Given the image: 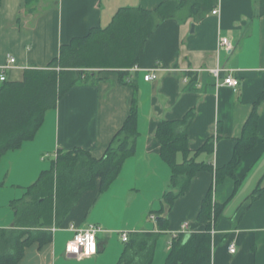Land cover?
Listing matches in <instances>:
<instances>
[{
  "label": "crops",
  "instance_id": "0c3cea01",
  "mask_svg": "<svg viewBox=\"0 0 264 264\" xmlns=\"http://www.w3.org/2000/svg\"><path fill=\"white\" fill-rule=\"evenodd\" d=\"M163 1L35 0L29 5L26 0H2L0 75L10 55L16 62L6 69L7 80H20L27 68L47 67L59 57L62 45L93 28L108 27L119 9H154ZM223 37L232 41L231 51L219 46ZM214 68L222 69L220 78L212 73ZM89 70L96 78L69 89L46 112L35 137L1 158L0 264H123V232L129 238L160 232L152 264H165L172 238L184 223L188 233L205 229L198 215L211 188L214 201L223 205L211 230L212 264H264V193L240 211L257 188H264V102L258 101L264 90V14L259 0H217L209 10L184 8L177 17L161 21L125 81L115 69ZM149 72L157 78L145 80ZM228 75L240 85L223 84ZM135 88L136 152L124 160L118 176L105 190L98 178L59 221L41 218L38 226H26L19 212L34 202L31 186L54 167L61 151L82 148L103 158L130 114ZM255 107L256 136L250 138L245 128ZM161 121L176 122L177 133L188 135L187 149L174 154L179 164L213 167L199 169L171 205L165 193L178 189L171 185L173 169L156 135ZM251 140L233 174L218 180L217 169L231 162L240 142ZM160 210L168 219L165 231L158 226ZM91 224L99 227L98 253L89 258L67 254V242L75 233L70 226ZM31 233L35 237L22 256L5 261ZM232 242L235 253L229 251Z\"/></svg>",
  "mask_w": 264,
  "mask_h": 264
},
{
  "label": "trees",
  "instance_id": "16d2710c",
  "mask_svg": "<svg viewBox=\"0 0 264 264\" xmlns=\"http://www.w3.org/2000/svg\"><path fill=\"white\" fill-rule=\"evenodd\" d=\"M216 1L165 0L154 9L123 7L108 27L93 28L87 36L62 45L59 57L54 58L47 67L27 68L20 80L1 81L0 161L6 152L20 148L24 141L35 137L46 112L55 107L69 89L96 78L89 68L115 69L121 80L125 81L129 69L138 63L147 40L161 21L177 17L184 8H189L194 13L209 10L216 5ZM1 2L2 0L0 4ZM34 2L35 0H26L29 5ZM259 2L260 13L264 14V0ZM136 90L135 88L130 114L103 158L96 159L89 150L82 148L61 151L54 167L43 172L31 186L34 202L24 206L19 212L26 226H38L41 218L47 223L54 219L59 221L85 191L95 186L98 178L101 179L102 190H105L118 176L124 160L136 152V139L139 135ZM258 101L264 102V90ZM257 118L255 107L245 128L246 137L256 136ZM175 126L176 122L161 121L156 132L162 145V155L173 169L171 185L178 189V192L169 190L165 193V201L170 205L188 189L199 169H213L205 163L179 164L176 161L174 154L178 150L187 149L188 135L177 133ZM253 140L249 144L243 141L237 145L231 162L223 169H217L218 180L227 174H233L240 162L241 152L251 147ZM263 193L264 188H257L240 211ZM222 210L223 205L214 201L211 188L198 215V221L205 225V229L199 232H179L172 240L165 264H212L211 230L216 227ZM162 212L160 210L157 221L160 231H165L168 219ZM159 236L160 232L133 234L127 241L123 264H152ZM34 237L31 233L21 240L17 253L8 256L5 261H17L22 256L24 247Z\"/></svg>",
  "mask_w": 264,
  "mask_h": 264
},
{
  "label": "built area",
  "instance_id": "2783aa9c",
  "mask_svg": "<svg viewBox=\"0 0 264 264\" xmlns=\"http://www.w3.org/2000/svg\"><path fill=\"white\" fill-rule=\"evenodd\" d=\"M218 12H219L218 8L213 10L214 14H217ZM219 46L223 49L228 50V51H231L233 49V43L228 37L221 38L219 41ZM15 62H16V58L13 55H10L8 57V62L2 67V72L0 75L1 81H5L7 79L6 69L10 68L11 65H14ZM212 73L214 74V76L216 78H220L221 73H222V69L221 68H214V69H212ZM156 78H157V74L154 72H149L145 75V80H147V81L154 80ZM222 83L227 84V85L232 86V87H238L240 85V80L233 75H228L227 77H225L223 79ZM151 218L156 220L155 215H152ZM187 226H188V224L184 223L182 225L181 231H179V232H187L186 231ZM70 228L72 230H74L75 233H74V236L67 242V245H66L67 254L76 256L77 258H89V257H92L93 255L98 253V243H97V231L99 230L98 226L91 224L86 228H77L76 226L71 225ZM212 232H214V229H212ZM178 233H176L173 238H175ZM86 234L94 236V239H95V250L94 251L91 249V246L88 245L87 240H85L84 244H80L76 239L77 236L85 237ZM173 238H172V240H173ZM122 240L124 242L129 240V234L127 232L122 233ZM70 243L73 244L74 246H76L78 248V251H76V252L68 251L67 249H68V245ZM170 244L172 245V241ZM86 246H87V251H86ZM236 250H237V248H236V244L234 242L229 244V251L231 253H235Z\"/></svg>",
  "mask_w": 264,
  "mask_h": 264
},
{
  "label": "clouds",
  "instance_id": "9594fccd",
  "mask_svg": "<svg viewBox=\"0 0 264 264\" xmlns=\"http://www.w3.org/2000/svg\"><path fill=\"white\" fill-rule=\"evenodd\" d=\"M77 241L80 243V244H84L85 243V240H87L88 242V245L91 246V249L94 251L95 250V239H94V236L93 235H87L85 237H80V236H77ZM68 251L70 252H76L78 251V248L76 246H74L73 244H69L68 245ZM86 251H87V246H86Z\"/></svg>",
  "mask_w": 264,
  "mask_h": 264
},
{
  "label": "rangeland",
  "instance_id": "374dc122",
  "mask_svg": "<svg viewBox=\"0 0 264 264\" xmlns=\"http://www.w3.org/2000/svg\"><path fill=\"white\" fill-rule=\"evenodd\" d=\"M48 161H50V160H48ZM159 240H160V238H159ZM162 240H163V237H162ZM159 244H163V242L162 243H159ZM165 245V244H164Z\"/></svg>",
  "mask_w": 264,
  "mask_h": 264
}]
</instances>
